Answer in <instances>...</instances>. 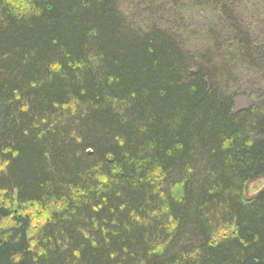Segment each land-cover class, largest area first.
<instances>
[{
	"label": "trees",
	"instance_id": "16d2710c",
	"mask_svg": "<svg viewBox=\"0 0 264 264\" xmlns=\"http://www.w3.org/2000/svg\"><path fill=\"white\" fill-rule=\"evenodd\" d=\"M217 57L115 0H0V264H264V118Z\"/></svg>",
	"mask_w": 264,
	"mask_h": 264
},
{
	"label": "rangeland",
	"instance_id": "374dc122",
	"mask_svg": "<svg viewBox=\"0 0 264 264\" xmlns=\"http://www.w3.org/2000/svg\"><path fill=\"white\" fill-rule=\"evenodd\" d=\"M115 1L133 31L161 30L173 34L184 51L191 54L217 53L212 63L224 74L217 84L224 95L233 98L234 110L255 105L258 115L264 118V59L256 58L254 67L258 68H251L253 64H246L238 57L234 61L226 57V51L238 48L237 44L231 50L228 48L232 43L230 38L236 36L242 41L248 37L249 48H259L264 53V0H226L222 6L231 11L234 20L227 17V10L222 13L206 0ZM263 188L264 178L253 181L246 193L254 196Z\"/></svg>",
	"mask_w": 264,
	"mask_h": 264
}]
</instances>
